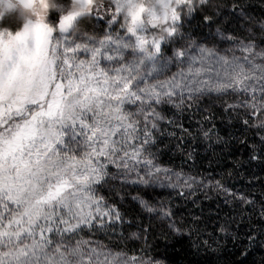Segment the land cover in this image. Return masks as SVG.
Listing matches in <instances>:
<instances>
[{
    "label": "snow or ice",
    "instance_id": "snow-or-ice-1",
    "mask_svg": "<svg viewBox=\"0 0 264 264\" xmlns=\"http://www.w3.org/2000/svg\"><path fill=\"white\" fill-rule=\"evenodd\" d=\"M195 2L110 0L108 24L122 19L125 35L83 43L71 38L74 12L58 28L29 22L15 35L0 32V264H146L81 236L114 231L122 220L100 189L117 178L198 183L157 162L161 124L176 125L165 106L182 114L214 94L228 111H264V47L254 37H224L235 41L226 53L189 40L165 56L181 11ZM161 25L162 34H149ZM172 63L177 71L165 76Z\"/></svg>",
    "mask_w": 264,
    "mask_h": 264
},
{
    "label": "trees",
    "instance_id": "trees-1",
    "mask_svg": "<svg viewBox=\"0 0 264 264\" xmlns=\"http://www.w3.org/2000/svg\"><path fill=\"white\" fill-rule=\"evenodd\" d=\"M181 18L178 42L189 37L208 45L226 41L235 46L234 40L224 37L245 41L254 37L264 47L260 30L264 0H208L203 5L196 0L194 10L189 13L186 8ZM3 24L13 31L19 27L14 17L5 18ZM80 24L83 33H101L106 28L104 21L93 18ZM163 47L169 51V44ZM225 99L230 103L234 98ZM164 111L176 125L161 124L157 162L195 177L198 183L175 190L104 186L99 194L122 220L114 231L95 235L85 231L81 236L113 253L150 262L264 264V126L249 112L226 110L214 94L182 114L170 106ZM135 197L149 205L164 204L175 230L150 216Z\"/></svg>",
    "mask_w": 264,
    "mask_h": 264
},
{
    "label": "rangeland",
    "instance_id": "rangeland-1",
    "mask_svg": "<svg viewBox=\"0 0 264 264\" xmlns=\"http://www.w3.org/2000/svg\"><path fill=\"white\" fill-rule=\"evenodd\" d=\"M59 2L62 5V7L59 10L51 12V14L49 16V21H48V23L50 25H55L57 28H58L59 20L63 16L65 8L70 3V0H59ZM185 9L186 8H184L181 11V14H182V12ZM113 10H114V6L110 3V0H106L105 5H104L103 8L94 9L92 14H91L90 18H93V19H96V20H101V21L105 22L106 28H105V30L103 32H101V33H83V31H85V29H81L78 32H74V31L70 30L71 38L76 40L79 43H83V42H88L89 38L94 39V40L103 39L107 34H111L114 37L116 35L124 36L125 35V30L123 28H121V24L123 23L122 19L118 23L111 25V27L108 24L109 13L111 11H113ZM97 13H99V18L97 17ZM163 27L164 26L161 25L160 27H157L155 29H150V33L149 34H151V35H160V34H162V28ZM21 31H23V30H21ZM0 32H2V31H0ZM18 32H20V31H18ZM13 35H15V33ZM58 35H59L58 31L54 32V36H58ZM189 40L195 41V43L197 45L205 46V47H208V48H215L221 53H226L228 49L235 47L234 45H231V44H229L226 41H221V42H219L217 44L208 45V44L202 43L200 41L193 40V39H191L189 37H186V38H184V39H182L181 41L178 42L177 38L174 37V38H171L169 40V42L167 43V44H169V51H164L165 56L166 57H171L172 54H173V50L175 48H179V47L184 46L185 44H187V42ZM167 44H165V45H167ZM237 54L239 55L240 53H237ZM161 63H163V61H161ZM175 71H177L176 65H175V63H172V64L169 65V67L167 69H165L164 75L165 76L171 75ZM161 78H163V77H161ZM253 117L257 120V122L262 124V122H264V111H260V112H258L256 114H254ZM109 171H110V173H116L117 170L115 168L110 167ZM104 186L106 188H108V189H114V190H119V189H147V188L174 189V190L177 189V188H172V187H160V186H157V185L145 186V185L137 184V183H130V182L129 183H125L119 178L110 180V182L108 184L104 185ZM141 200H144V199H141L139 197H135L134 198V201L138 205H140L150 216L156 218L157 220H161V221L167 223L170 228L175 230V226L171 222L169 215H165V213H168V212H167V208H166V206L164 204H159L158 203V204H155V205H149L147 203L148 207H151L153 209V211H148L147 208L145 207V205L141 204V202H140ZM93 243H98V242L97 241H93ZM122 258L124 260H129L130 259V258H127V257H125L123 255H122ZM136 261L139 262V261H144V260L136 259ZM144 262H146V264H164V263H160V262H150V261H144Z\"/></svg>",
    "mask_w": 264,
    "mask_h": 264
},
{
    "label": "clouds",
    "instance_id": "clouds-1",
    "mask_svg": "<svg viewBox=\"0 0 264 264\" xmlns=\"http://www.w3.org/2000/svg\"><path fill=\"white\" fill-rule=\"evenodd\" d=\"M106 0H90V3L82 7L83 0H70L66 6L63 15L68 13H77L71 30L78 32L81 30V20H88L94 9L103 8ZM47 7H43L40 0L31 7L25 6V0H0V31L15 33L25 28L29 22L32 23H48L51 12L59 10L62 5L59 0H45ZM31 9V10H30ZM14 17L19 23V27L14 31L7 25L3 24L5 18Z\"/></svg>",
    "mask_w": 264,
    "mask_h": 264
},
{
    "label": "water",
    "instance_id": "water-1",
    "mask_svg": "<svg viewBox=\"0 0 264 264\" xmlns=\"http://www.w3.org/2000/svg\"><path fill=\"white\" fill-rule=\"evenodd\" d=\"M31 10V9H30Z\"/></svg>",
    "mask_w": 264,
    "mask_h": 264
}]
</instances>
